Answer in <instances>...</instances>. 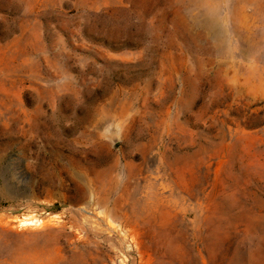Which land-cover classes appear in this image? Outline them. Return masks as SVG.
<instances>
[{"label":"rangeland","instance_id":"1","mask_svg":"<svg viewBox=\"0 0 264 264\" xmlns=\"http://www.w3.org/2000/svg\"><path fill=\"white\" fill-rule=\"evenodd\" d=\"M0 264H264V0H0Z\"/></svg>","mask_w":264,"mask_h":264}]
</instances>
